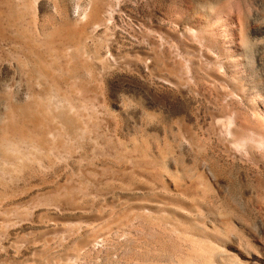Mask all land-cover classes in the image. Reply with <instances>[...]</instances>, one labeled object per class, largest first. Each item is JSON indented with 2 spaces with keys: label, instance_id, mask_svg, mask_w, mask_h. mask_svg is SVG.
I'll use <instances>...</instances> for the list:
<instances>
[{
  "label": "rangeland",
  "instance_id": "1",
  "mask_svg": "<svg viewBox=\"0 0 264 264\" xmlns=\"http://www.w3.org/2000/svg\"><path fill=\"white\" fill-rule=\"evenodd\" d=\"M232 125L264 137V0H0V138L42 141L0 143V264H170L205 208L231 253L264 221Z\"/></svg>",
  "mask_w": 264,
  "mask_h": 264
},
{
  "label": "bare ground",
  "instance_id": "2",
  "mask_svg": "<svg viewBox=\"0 0 264 264\" xmlns=\"http://www.w3.org/2000/svg\"><path fill=\"white\" fill-rule=\"evenodd\" d=\"M212 5H213V3H212ZM216 7H218V6H216ZM212 8H213V6H212ZM214 10L210 11L209 13L212 15V12ZM220 14H221L220 10H218V11H216L215 16L218 17V15L220 16ZM239 31H240L241 35H240L239 43H238V46H237L238 48L236 47V49H242V47L245 46L246 43H247L246 38L242 34L243 33L242 30L240 29ZM39 34L41 35V37H44V38L46 36V32L43 29H40ZM250 76L251 75L249 74V77ZM244 78H245V76H244ZM35 98H36L35 102H38V104H40V103L43 104L45 102V100L40 98V95H38V94H36ZM248 102H249L248 105L251 108H255L256 105H257V104H255L256 102L254 101L253 98L249 99ZM43 105H46V104H43ZM54 105L53 104L51 105L49 103L46 105L47 106L46 108L50 112V113L49 112H47V113L51 114V117H50L51 121L52 120L55 121V125H50V127H52L53 130L57 126L59 127L60 125L62 126L64 124L63 120L61 118L63 116V115L61 116V114H62L61 111H63V108L61 106H58L59 104L55 105V106ZM41 107H43V106H41ZM47 113H45V114H47ZM229 125H231V124H229ZM232 131H234V134H235L236 139H237V143L239 145H241V144L245 145L247 147V149H248V152H252V150L257 145H260V144H262L264 142V137L260 136L259 133H257L256 137H252V136H247L246 137L244 135L245 134V129H241L239 126H233L232 127ZM253 132H255V131H253ZM22 133L23 132H21V131L17 132V133H16V131L15 132L14 131H10V133H6L2 138H0V143L4 144V145H8L9 147H10V145L13 146V148H14V150L16 152V149L18 147L17 145L20 142H22V141L23 142L25 141V142L30 143V144H35V145L36 144L39 145L42 142L40 138H37V139L36 138H34V139L33 138H28V137H25L24 135H22ZM157 156H158L159 159L162 160V154H158ZM3 158L9 159L8 157H3ZM186 189H189V186ZM188 203L185 204V202H184V205L177 203V206L179 208L184 209V210L185 209L187 210L188 208L191 209L192 206L193 207H195V206L196 207H200L199 205H195V204L190 203V202H188ZM205 209L208 212L214 213V215H215V226H213L211 229L206 228L202 224V219H198V221H196L194 218H191V217H184V220L179 219V222L184 224V230L180 229V228H178V230L184 231L185 252L183 253V252L180 251V253L175 255L173 259H170V262H169L170 264H264V221L263 220H262V223L259 226L260 234L251 235V237H249L247 242H245L244 244L233 245V243H234L233 242L232 243V245H233L232 246V251H229L231 253L226 254V253H223L221 251H218L216 249V247L214 246V244L211 245L210 242L214 241L215 244H217L218 246H221V247L223 245L225 246V243L227 244L228 234L230 232H233L236 229L232 225V223L230 222V219H228V214H231L233 211L232 210L231 211L230 210H222L220 208L219 209H216V208L215 209L214 208L213 209L205 208ZM177 224H179V223H177ZM179 225L181 226V224H179ZM195 228H196V230L198 232H201V233L197 234L195 232ZM187 235L196 236L197 239L199 238L201 244L199 246H196L193 243L189 244L188 243V239H187ZM246 236H247V234H246ZM207 242H209V243H207ZM234 244H237V243L235 242Z\"/></svg>",
  "mask_w": 264,
  "mask_h": 264
}]
</instances>
